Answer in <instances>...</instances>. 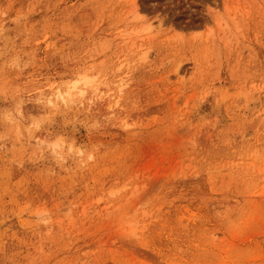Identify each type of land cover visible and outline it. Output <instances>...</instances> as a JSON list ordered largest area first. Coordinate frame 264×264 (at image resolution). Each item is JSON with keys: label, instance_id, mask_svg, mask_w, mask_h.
Wrapping results in <instances>:
<instances>
[{"label": "rangeland", "instance_id": "374dc122", "mask_svg": "<svg viewBox=\"0 0 264 264\" xmlns=\"http://www.w3.org/2000/svg\"><path fill=\"white\" fill-rule=\"evenodd\" d=\"M0 264H264V0H0Z\"/></svg>", "mask_w": 264, "mask_h": 264}, {"label": "bare ground", "instance_id": "6f19581e", "mask_svg": "<svg viewBox=\"0 0 264 264\" xmlns=\"http://www.w3.org/2000/svg\"><path fill=\"white\" fill-rule=\"evenodd\" d=\"M69 91V90H68ZM65 92H66V90H65ZM64 92H62L61 94H63ZM67 94H69L68 92H66ZM57 94H59V92L57 93ZM59 96V95H58ZM59 97H61V95L59 96Z\"/></svg>", "mask_w": 264, "mask_h": 264}, {"label": "clouds", "instance_id": "9594fccd", "mask_svg": "<svg viewBox=\"0 0 264 264\" xmlns=\"http://www.w3.org/2000/svg\"><path fill=\"white\" fill-rule=\"evenodd\" d=\"M45 223H47V221H45Z\"/></svg>", "mask_w": 264, "mask_h": 264}]
</instances>
